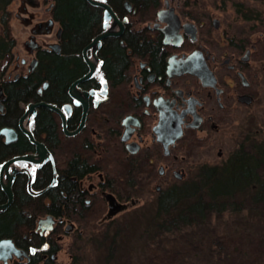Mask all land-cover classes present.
I'll return each mask as SVG.
<instances>
[{"label": "flooded vegetation", "instance_id": "obj_1", "mask_svg": "<svg viewBox=\"0 0 264 264\" xmlns=\"http://www.w3.org/2000/svg\"><path fill=\"white\" fill-rule=\"evenodd\" d=\"M104 1L119 20L125 18L122 33L89 45L101 32L119 30L112 17L103 26L104 8L89 3L98 12V26L79 53L70 55L64 46L66 21L54 14L55 0H0V145L12 146L0 154V203L7 200L2 183L11 176V203L18 184L28 197L21 212L31 218L33 237L27 249L18 247L20 255L10 254L0 264H35L36 256L55 264L75 222L97 216L100 206L107 207L103 222L126 208L132 188L154 189L157 199L189 181L186 166H226L245 144L264 139L260 123L245 139L242 125L243 112L257 111L264 98V29L258 18L251 28L234 31L227 5H221L220 18H211L207 6L186 0L137 6ZM137 10L141 17H132ZM125 32H140L139 41L150 45L132 49ZM110 39L125 46L128 56L118 77L105 66ZM53 55L63 58L74 76L63 98L50 100L43 95ZM89 61L93 70L81 79L90 71ZM35 78L39 85L33 95L9 107L6 88H23L19 81L30 85ZM32 103L34 111L28 110ZM44 114L50 122L43 127ZM4 127L10 133L2 132ZM233 140V150L226 151ZM25 155L31 159L18 158L3 168L5 161ZM64 181L74 182L78 197L53 210L49 190ZM59 192L64 195L62 188ZM114 205L119 208L109 215Z\"/></svg>", "mask_w": 264, "mask_h": 264}, {"label": "trees", "instance_id": "obj_2", "mask_svg": "<svg viewBox=\"0 0 264 264\" xmlns=\"http://www.w3.org/2000/svg\"><path fill=\"white\" fill-rule=\"evenodd\" d=\"M55 1L54 14L58 19L66 21L63 23L64 32L67 34L65 49L70 55H73V52L79 53L81 45L91 37L98 26V12L89 5L88 0ZM128 1L134 6L150 1L158 2V0ZM110 2L117 5L121 4L122 0H110ZM243 14L245 18H251ZM139 15L141 12L137 10L132 17ZM123 35L127 46L134 50L150 45L149 40L139 41L140 32H125ZM157 51L154 52L153 49L155 57L159 58ZM107 53L110 54L105 62L108 74L112 77L120 76L128 62L125 46L118 45L114 39H110ZM52 57L54 64L48 68L45 78L49 83L43 97L55 100L63 98L65 84L74 76V70L67 68L63 58L54 55ZM18 83L23 88H15L16 84H10L6 88L9 107H12L18 99L24 100L28 95H33L39 80L31 79L30 85L23 81ZM49 122L44 114L41 126L44 127ZM254 146L252 142L248 146L245 145L244 149L229 158L226 166L200 167L194 180L169 189L150 205L140 207V211H132L130 216H122L102 224L98 231H94L87 242L85 241L90 247L91 261H80L76 255L68 264H165L162 261L164 255H172L178 248L184 247L183 233L203 221L214 220L222 217L223 214L226 215V220L236 221L237 216L247 213V220L254 215L259 216L258 220L264 222V139ZM10 147L12 146L0 145V154ZM74 170L75 168H72V174L77 173ZM15 188L17 198L0 215V239L10 238L15 246L27 249V244L33 241L28 231L31 228V218L25 216L21 210L28 197L22 193L18 184ZM60 188L63 189L64 195L59 192ZM78 194L74 182L64 181L62 186L59 182L58 186L49 190L52 198L50 207L53 210L57 209L60 204L75 200ZM230 226L234 225L231 223ZM231 227L220 233L211 232L208 235L209 245L211 250H214L212 252L215 257L223 253L229 255L234 251L233 249L226 251L230 248V244L248 236L245 227ZM164 236L172 237L166 245L162 244ZM258 236V238L252 237V250L242 252L251 261L250 264H264V235L259 233ZM251 254L256 256L250 258ZM14 264H31V262ZM35 264H53V262L41 263L40 258L36 256Z\"/></svg>", "mask_w": 264, "mask_h": 264}, {"label": "rangeland", "instance_id": "obj_3", "mask_svg": "<svg viewBox=\"0 0 264 264\" xmlns=\"http://www.w3.org/2000/svg\"><path fill=\"white\" fill-rule=\"evenodd\" d=\"M183 2L184 0H178ZM185 2H193L195 4H200L202 7H206L205 13L210 15L211 18L217 17L220 18L221 14L224 11L221 10V5H227L228 9L226 15L228 19L234 20L232 29L236 31L239 28H251V24L255 18H258V24L261 28L264 29V0H186ZM210 5V6H209ZM32 10V9H31ZM237 10H240L238 12ZM41 11L43 9L41 8ZM251 16L250 19L244 17V14ZM239 14V16H238ZM254 18V19H253ZM17 27V26H16ZM231 28V26H229ZM228 27V28H229ZM264 97V91L262 93ZM262 106L258 108L257 111L252 108L249 110V113L243 112L242 116V125L244 128V139L247 136H251L252 132L248 129L250 128H260L264 130V98ZM251 109V108H250ZM256 116V117H255ZM252 117H255L254 119ZM256 123H260L259 126ZM241 130V129H240ZM264 135V134H263ZM234 140L227 144L226 151H232L234 146ZM246 145V144H245ZM244 145V146H245ZM213 158H215V152L212 153ZM215 160H219L215 158ZM185 167V166H184ZM188 168L187 179L194 180V177L198 174V169L202 166H186ZM122 192L123 187L119 188ZM155 191L154 189L148 190L147 187L138 186L137 188H132L131 193L127 197L126 208L122 211L115 214L111 219L104 220L102 222V216L106 213L107 207H101L97 216L92 215L84 220L76 221L74 230L67 234L58 248L55 264H68L73 258L77 255L80 261L85 260V262L91 261L90 247L85 243L90 238V235H93L94 231H98L102 224L107 223L110 220H115L122 216H130L132 211H140V207L144 205H150L151 202L155 200ZM247 213L240 214L237 216L236 221L230 219L226 220L227 217L223 214L222 217L216 218L211 221H203L202 223L197 224L191 228L188 232L183 233L185 236L182 244L184 247L178 248L172 255H164L163 263L165 264H250L251 261L248 260L247 256H244L242 252H248L252 250V237L258 238L259 233L264 235V222L259 221V216H251V219L247 220ZM253 217V218H252ZM84 221V223H83ZM231 223L234 225L231 227ZM239 228L245 227V231L248 233V236L241 238V241L236 243H231L230 248L226 251H231L229 255L226 253L217 254L216 257L213 255L211 247L209 245L210 238L208 235L211 232H222L227 230V228ZM232 231V230H231ZM238 231V230H237ZM96 233V232H95ZM82 238H79V237ZM256 236V237H255ZM172 237L164 236L162 239V244L166 245ZM246 238V239H245ZM251 238V242H250ZM245 239L244 243L243 240ZM258 241V239H257ZM246 247L245 249H243ZM226 254V255H225ZM256 256L251 254L249 257Z\"/></svg>", "mask_w": 264, "mask_h": 264}, {"label": "water", "instance_id": "obj_4", "mask_svg": "<svg viewBox=\"0 0 264 264\" xmlns=\"http://www.w3.org/2000/svg\"><path fill=\"white\" fill-rule=\"evenodd\" d=\"M88 1L93 3V4H98V5H100V6H102L104 8V11H103V26L106 25V22L111 17L119 25V30H117V31L105 30V31L101 32L100 34H98L97 36H95V38L92 40V42L89 45H91L95 41L97 42V44H99L100 43L99 40L101 38H103L104 36H106V35H120L122 33V30H123V21L125 20V18L123 20H119L117 18L116 14L114 13V11L112 10V8L110 7V5L107 4L104 0H101V1L88 0ZM159 17L161 19L163 18L160 15V12H159ZM214 24L217 25V19L216 18L214 19ZM89 65H90V71L87 72V74L84 77H82L81 79L86 78V77H88L91 74L94 65H93V63L91 61H89ZM73 85L74 84H72V86ZM73 94L76 95L74 92H73ZM37 104H42V105H47L48 107H51V106L53 107V105L47 104L45 102H39ZM35 105H36L35 103L29 104V109L28 110H33L34 111V106ZM1 130L4 133H10V129H8V128L4 127ZM29 136H30V139H31L32 137H31V133L30 132H29ZM38 146H41V145L38 144ZM18 158L31 159V155L13 157V158L5 161V163L3 164V168H6L7 165L11 161H14L15 159H18ZM2 188H3V190L5 191V193L7 195V200L4 203L0 204V210L6 208L11 203V201L13 199V193H12V190H11V176H9L7 182L2 183ZM118 208H119L118 205L110 206V210H109L108 214L109 215L113 214L114 212H116L118 210ZM49 218H50V216H47V218L43 219V222L47 223ZM71 226H72V224H69V227H71ZM68 229H70V228H68ZM21 253H22L21 250L14 245V243L11 241V239L5 238V239L0 241V259L6 260L9 257L10 254H14V255L18 256ZM52 258H55V254L52 255Z\"/></svg>", "mask_w": 264, "mask_h": 264}, {"label": "bare ground", "instance_id": "obj_5", "mask_svg": "<svg viewBox=\"0 0 264 264\" xmlns=\"http://www.w3.org/2000/svg\"><path fill=\"white\" fill-rule=\"evenodd\" d=\"M90 3H91V2H90ZM25 114H26V112H24V114L22 115V117H23ZM22 117H21V119H22ZM0 204H1V203H0ZM7 207H8V206H7ZM7 207H6V208H7ZM4 209H5V208H4ZM1 210H3V209H1ZM3 239H5V238L0 239V241L3 240ZM9 239H10V238H9ZM11 241H12V240H11Z\"/></svg>", "mask_w": 264, "mask_h": 264}, {"label": "crops", "instance_id": "obj_6", "mask_svg": "<svg viewBox=\"0 0 264 264\" xmlns=\"http://www.w3.org/2000/svg\"><path fill=\"white\" fill-rule=\"evenodd\" d=\"M13 242V241H12Z\"/></svg>", "mask_w": 264, "mask_h": 264}]
</instances>
